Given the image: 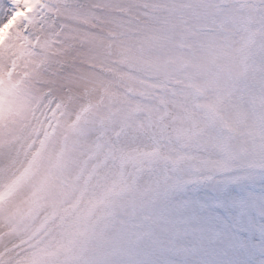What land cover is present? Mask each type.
<instances>
[{"label":"snow or ice","instance_id":"6c2138e0","mask_svg":"<svg viewBox=\"0 0 264 264\" xmlns=\"http://www.w3.org/2000/svg\"><path fill=\"white\" fill-rule=\"evenodd\" d=\"M0 264H264V0H0Z\"/></svg>","mask_w":264,"mask_h":264}]
</instances>
